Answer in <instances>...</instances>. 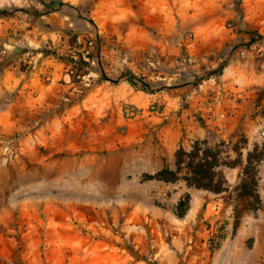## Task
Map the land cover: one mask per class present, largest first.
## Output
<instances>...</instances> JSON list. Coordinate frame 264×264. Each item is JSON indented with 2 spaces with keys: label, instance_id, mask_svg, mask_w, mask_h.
I'll return each instance as SVG.
<instances>
[{
  "label": "rangeland",
  "instance_id": "374dc122",
  "mask_svg": "<svg viewBox=\"0 0 264 264\" xmlns=\"http://www.w3.org/2000/svg\"><path fill=\"white\" fill-rule=\"evenodd\" d=\"M59 1L71 7L55 10ZM44 2L0 0V11L39 12L0 17V264H264V153L247 163L264 146V0ZM79 53L90 64L71 80L64 60ZM127 72L151 91L131 87ZM230 102L241 104L236 117ZM216 110L234 118L226 133ZM178 118L210 127L186 152L225 143L226 194L188 186L175 164L154 171L148 149H173L166 131ZM255 119L258 143L247 145ZM162 169L177 180L156 179ZM251 178L258 209L243 188Z\"/></svg>",
  "mask_w": 264,
  "mask_h": 264
},
{
  "label": "trees",
  "instance_id": "16d2710c",
  "mask_svg": "<svg viewBox=\"0 0 264 264\" xmlns=\"http://www.w3.org/2000/svg\"><path fill=\"white\" fill-rule=\"evenodd\" d=\"M32 1H35L42 5H44L45 3L44 0ZM64 6L70 5L59 1L55 10L60 9ZM17 11H21L31 16L39 14V12L35 10H14L11 12H9L8 10H1L0 17H5ZM50 11H54V9L52 8ZM88 21L91 25L94 26L92 20L89 19ZM256 35L258 36V38H264L263 36H260L258 34ZM96 37H98L97 34ZM91 43L92 42L90 40H84L81 43V46L82 48H86L85 50H87ZM43 54L46 56L52 55L49 51L43 52ZM77 57V60H75L74 57H71L70 60H64L65 63H69L72 65L71 71L69 72V77L71 78V80L74 77H83L87 73L86 69L90 64L89 61L83 60L82 54L79 53ZM86 57L88 59H91V62H93V56L87 54ZM223 68L224 66H220L218 70L221 71ZM122 77L129 83L131 87L136 90H141L144 92L151 91L149 84L145 82L143 78L137 77L130 72L125 73ZM225 146L226 145L224 142H218L214 145V147H209L207 141L205 140L194 142L191 150L188 152H186L181 146H179L175 153V172L178 173L181 168H185L187 170V175L183 178V180L188 186L206 190L214 194H226L229 190V185L223 174L217 170L220 163H222V155H227L228 153L227 151L222 150V148H225ZM257 148L258 146L254 145L253 152L247 154V163H249L251 160H254L255 162H259L261 160L264 153V146L261 147V150L256 156H253V153L254 151H257ZM241 149L242 148L238 146L232 147V151L236 154L237 159L229 164L230 167L234 168L239 165ZM225 165L227 164L225 163ZM175 172L168 171L167 169H162L158 171L154 177L165 183H173L177 180ZM243 188L245 196L249 199V201H251V203H253L252 207L254 209H258L260 205V199L256 192V180L254 178H251L249 187L244 185ZM189 200V195L185 194V196L177 202V205L175 207V215L178 218L183 217L189 209Z\"/></svg>",
  "mask_w": 264,
  "mask_h": 264
},
{
  "label": "crops",
  "instance_id": "0c3cea01",
  "mask_svg": "<svg viewBox=\"0 0 264 264\" xmlns=\"http://www.w3.org/2000/svg\"><path fill=\"white\" fill-rule=\"evenodd\" d=\"M116 92H118L121 95H125L127 96V98L129 99L130 97V87L129 85L124 82V81H119L117 83V85L113 88ZM240 105H236L234 103H229L223 104V108H226V112L229 114H233L234 117H236V113H241V109H240ZM239 107V108H237ZM204 110V109H203ZM217 115V116H216ZM205 118H208V116H206ZM216 118L215 122L216 124L219 125V132L223 130V132H227V122L232 121L234 118H229V120H225L222 121L218 118V112L217 110L215 111V113L212 115V119ZM191 119H187V118H178L176 119L175 123L173 124V128L172 129H168L166 132L168 133V135L170 136L171 140L173 141V149L168 153V154H163L162 152H158V150H150L148 149V151H151L150 153H153V158H154V163L155 165L157 164V167H155L154 171H157L159 169L162 168V166L164 164H167L168 166L172 167L175 162H174V158H173V153L174 150L177 149L179 146H181L183 149L187 150L190 148V144L197 139H203L204 135H205V130H207L210 127L207 126H200V127H193V125H191L190 123ZM257 119H255V122H252L251 125L249 126V129L247 130H243L245 137L247 138V145H253L254 143H258V137L256 136V131L261 127L259 125ZM263 122V119L260 120ZM209 122V120H208ZM223 128H222V126ZM161 151V150H160ZM162 156H167L168 158L165 160H162ZM264 158L261 161V164L259 165V183H258V188L260 189L261 186V181L264 179ZM229 172V174L225 175V179L227 180V183L229 184V188H230V184L232 183V177H233V172L234 170H227ZM224 173H226L225 171H223Z\"/></svg>",
  "mask_w": 264,
  "mask_h": 264
}]
</instances>
